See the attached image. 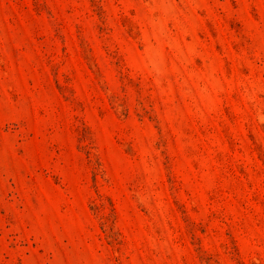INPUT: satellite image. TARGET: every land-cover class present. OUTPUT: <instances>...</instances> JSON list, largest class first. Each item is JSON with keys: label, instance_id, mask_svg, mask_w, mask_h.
Masks as SVG:
<instances>
[{"label": "rangeland", "instance_id": "1", "mask_svg": "<svg viewBox=\"0 0 264 264\" xmlns=\"http://www.w3.org/2000/svg\"><path fill=\"white\" fill-rule=\"evenodd\" d=\"M0 264H264V0H0Z\"/></svg>", "mask_w": 264, "mask_h": 264}]
</instances>
